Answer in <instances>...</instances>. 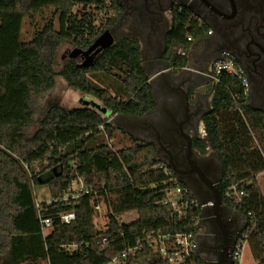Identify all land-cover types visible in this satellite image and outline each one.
<instances>
[{
  "label": "trees",
  "instance_id": "16d2710c",
  "mask_svg": "<svg viewBox=\"0 0 264 264\" xmlns=\"http://www.w3.org/2000/svg\"><path fill=\"white\" fill-rule=\"evenodd\" d=\"M78 3L94 4L105 18L96 26L90 12L73 13ZM116 8L103 0H0V264H108L127 247L136 249L127 254L126 264H169L147 235L199 231L198 208L185 209L178 218L162 204L174 180L159 167L162 161L154 145L118 130L98 111L50 104L35 130L27 132L34 97L51 89L56 75L110 114L139 116L153 107L133 39L111 43L88 63L68 58L54 68L55 42L88 49L116 22ZM36 16L40 26L23 40L24 20ZM207 30L189 11L176 10L161 53L167 68L184 66L179 53ZM211 106L204 130L220 162L223 202L244 216L252 259L264 264V195L256 181L264 171V113L247 104L240 81L230 74L220 75ZM110 139L119 146L114 149ZM78 179L89 192L60 200ZM39 184L47 185L51 202L39 201L37 207L32 190ZM97 199L106 218L103 229L93 222ZM132 210L137 212L135 220L118 221L120 214ZM67 211L74 219L65 223L58 215ZM43 218L51 219L46 233ZM101 235L103 247L97 240ZM179 264L203 261L193 250Z\"/></svg>",
  "mask_w": 264,
  "mask_h": 264
},
{
  "label": "flooded vegetation",
  "instance_id": "af4514ba",
  "mask_svg": "<svg viewBox=\"0 0 264 264\" xmlns=\"http://www.w3.org/2000/svg\"><path fill=\"white\" fill-rule=\"evenodd\" d=\"M103 1L117 7L116 22L104 31L115 37L114 42L122 38L135 40L141 63L148 69L161 64L165 35L176 10L189 11L191 18L208 29L206 35L179 53L186 61L184 66L171 71V82L153 89L154 104L146 118L155 128L130 127L154 145L159 136L157 155L177 176L194 185L202 175L216 185L214 153L206 141L203 121L212 108L216 86L211 77L212 62L221 51L229 52L246 79L247 104L264 113V0ZM166 127L174 132H166ZM163 132L166 134L162 136ZM166 169L171 174L172 170ZM224 217L221 213L218 219L222 221ZM218 219L212 216L202 223L204 231L199 241L207 261L213 257L215 240L233 250L234 240L239 237L236 234L240 222L231 223L222 232Z\"/></svg>",
  "mask_w": 264,
  "mask_h": 264
},
{
  "label": "rangeland",
  "instance_id": "374dc122",
  "mask_svg": "<svg viewBox=\"0 0 264 264\" xmlns=\"http://www.w3.org/2000/svg\"><path fill=\"white\" fill-rule=\"evenodd\" d=\"M81 12H90V14L92 15L95 21L96 26L100 22H102L103 19L105 18L103 11L97 10L94 7V4H83V3L76 4L75 7L73 8V13H77L78 15H80ZM48 16L49 14L45 15L46 18ZM41 21H42L41 18L38 16L34 17L31 20L25 19L22 26L21 38L23 40H27L31 38L36 28L40 26ZM119 34L120 33H117L116 36L118 35V37L120 38ZM109 36L112 39L111 43H114L115 37L113 38L110 32H109ZM106 43H107V39H102V41H100L93 49L76 50L66 42H55L54 43L55 70H58L61 64L68 58H73L79 63H85L91 61L93 57L100 50L104 48V45ZM50 104H58L65 109H72L76 107H89L98 111L104 117H107L108 115L106 113V110H104L103 107L99 105L96 100L90 98L89 96H84L76 89L67 86L64 80L59 75H56L53 87L46 92L38 94L33 99L34 115L32 118V123L27 128V132L29 134H31L35 130L38 119L43 115L46 108ZM115 142L116 139H114V142L113 139L108 140V143H110L114 147V149L119 146V144L117 143L113 144ZM256 181L258 183L261 194L264 195V175L256 176ZM82 184L79 181L77 182L75 181L72 183L71 186L73 189L72 190L73 194L77 193V188ZM32 193H33L34 201L36 203H38L39 201L49 200L48 187L46 184H39L33 187ZM95 203H96L95 205H97L98 208L97 209L94 208L93 222L98 229H103L106 218L104 215V211L102 210V203L100 200L98 201V199L97 201H95ZM136 218H137V212L134 210L124 212L117 217L118 221L120 222H129L135 220ZM43 231H44L43 233H46L48 229H44ZM239 264H254L247 243H245L242 247Z\"/></svg>",
  "mask_w": 264,
  "mask_h": 264
},
{
  "label": "built area",
  "instance_id": "2783aa9c",
  "mask_svg": "<svg viewBox=\"0 0 264 264\" xmlns=\"http://www.w3.org/2000/svg\"><path fill=\"white\" fill-rule=\"evenodd\" d=\"M208 33L210 32L208 31ZM187 39L189 40L190 38L187 37ZM222 74H230L235 76L241 83L243 95L247 97L248 89L244 74L241 68L235 63L233 56L227 51H221L220 54L213 60L211 66V77L215 84H217L219 77ZM159 167H163V169L167 171L165 165L162 162L159 164ZM172 179L174 180V184L166 190V196L162 204L169 205L176 213L178 218L184 217L183 211L185 209L198 208L200 210L202 204L199 203L193 196H191L189 189L182 183L178 182L173 176ZM77 181L82 184L81 179L76 180V182ZM71 185L69 187V193L64 194L60 200L65 202L69 198L75 199L77 196L85 194L90 190L84 187L82 184L77 188V193L73 194ZM231 189L234 191L235 186H231ZM186 193L189 194L188 198L185 197ZM239 194H242V192H239ZM47 202H51V200L49 199ZM36 206L38 207V203H36ZM94 208L97 209L98 206L94 205ZM249 216L252 217L251 215ZM58 217L62 222L68 223L74 219V213L72 211L62 212L58 215ZM40 224L42 227V232H44V229H49L51 219L43 218L40 220ZM247 232V230H244L243 232L242 229L235 242L234 248L232 250L233 264L240 263L241 250L243 245L246 243L245 234ZM146 239L160 254V256L168 261L169 264L181 263L191 251L196 250V234L194 235L192 233H177L173 236L169 234L155 233L147 235ZM97 240L100 247H103L105 244V237L102 235L98 236ZM135 249L136 247H127L122 253H120L119 256L112 258L108 264H126L127 254L129 252H133Z\"/></svg>",
  "mask_w": 264,
  "mask_h": 264
},
{
  "label": "water",
  "instance_id": "95a60500",
  "mask_svg": "<svg viewBox=\"0 0 264 264\" xmlns=\"http://www.w3.org/2000/svg\"><path fill=\"white\" fill-rule=\"evenodd\" d=\"M102 39H107V43L104 45V48L109 46L111 44V37L109 36L108 31H104L101 33L95 41L88 47V49H93ZM171 69L167 68V66L161 61L160 65L155 66L150 70L149 73H146V76L148 78V83L151 87V93L153 96V89L157 85L161 84H169L171 82V78H173V75L171 73ZM106 110L105 108H103ZM148 111L143 113L142 115L139 116H134V115H125L122 113H117V114H110L107 110L106 113L108 114V121L116 127L118 130L123 131L124 133L133 136L135 139L138 141H142L145 143H151L150 140H147L146 138L143 137V135H137L133 131L132 127L130 125H136L139 126L140 128H144L146 130L147 126L153 128V122L151 120H147V114ZM173 125V124H171ZM155 128V127H154ZM171 128L166 127V132L171 133L174 132L173 130H170ZM166 133L163 132L162 136L165 135ZM159 136L157 137V143L154 145V150H155V156L159 158L161 161L162 159L157 155L158 152V141ZM214 162L217 168V184L212 185L209 183L204 177L201 175V178L199 181H197L196 184H191L187 179L181 178L180 176H177L175 172L172 170V168L163 161L162 163L165 164V166L172 170L171 175L180 183L185 185L189 191L191 192V195L199 202L202 204L200 208V218H199V224L203 223L205 220H208L210 217L214 218H219L221 213L225 214V217L223 218L222 221L218 219L221 223L220 229L222 232L227 231V227L233 223V222H240V228L238 229V233L236 234V238L239 233H241L243 227H244V221L245 218L243 215L239 214L238 212L232 210L231 208L227 207L224 202H223V194L221 191V166L220 162L214 153ZM233 219V220H232ZM200 235L196 236V252L198 255L201 257L203 264H233V259H232V254L231 251L232 249H228L227 246L224 244L221 245V242H218L215 240V245L213 248V257H211L208 261L203 257L201 253V248H200V241L199 238ZM236 239L234 240L235 244ZM233 244V246H234ZM232 246V247H233Z\"/></svg>",
  "mask_w": 264,
  "mask_h": 264
},
{
  "label": "crops",
  "instance_id": "0c3cea01",
  "mask_svg": "<svg viewBox=\"0 0 264 264\" xmlns=\"http://www.w3.org/2000/svg\"><path fill=\"white\" fill-rule=\"evenodd\" d=\"M141 65H142L143 69H144L147 73H149L150 70L152 69V68H151V69H148L147 66H146L144 63H141ZM152 97H153V100H154V95H153ZM122 132H123V131H122ZM212 152H213V151H212ZM213 153H214V152H213ZM259 175H264V171L261 172L260 174H258L257 176H259ZM190 194H191V192H190ZM191 196H192V195H191ZM198 225H199V231L197 232L196 236H197V235H201V234L203 233V231H204L202 223H201V224L198 223ZM198 238H199V237H198ZM199 240H200V238H199ZM253 261H254V260H253ZM254 264H255V262H254Z\"/></svg>",
  "mask_w": 264,
  "mask_h": 264
}]
</instances>
